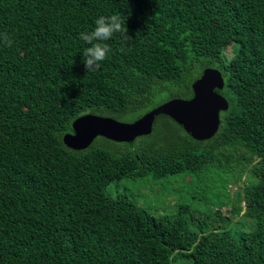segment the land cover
<instances>
[{"label":"trees","instance_id":"obj_1","mask_svg":"<svg viewBox=\"0 0 264 264\" xmlns=\"http://www.w3.org/2000/svg\"><path fill=\"white\" fill-rule=\"evenodd\" d=\"M113 14L125 31L87 72L79 34ZM0 33L13 41L0 42V264H171L175 254L264 264V0H0ZM198 64L221 71L217 91L229 102L211 138L160 115L176 127L161 147L118 154L94 146L98 137L82 150L65 143L85 114L138 119L164 91L192 96ZM152 136L142 137H161ZM216 162L234 170L228 204L195 229L188 206L156 216L109 191L126 177L206 174ZM224 208L254 229L238 236L241 220L230 224Z\"/></svg>","mask_w":264,"mask_h":264},{"label":"rangeland","instance_id":"obj_2","mask_svg":"<svg viewBox=\"0 0 264 264\" xmlns=\"http://www.w3.org/2000/svg\"><path fill=\"white\" fill-rule=\"evenodd\" d=\"M236 45L229 46L225 49V55L232 57ZM204 70V65L198 64L194 75L189 79L198 78ZM193 84V83H192ZM172 96L180 98H190L191 93L186 89L179 91L175 88L174 91H164L158 95L151 104H147L143 109L142 114L154 107L169 100ZM122 122H132L137 119L136 116H127L117 118ZM168 123L170 128L167 129L165 124ZM164 129L167 132L164 133ZM173 130H176L175 124L166 117H159L155 121L153 136L160 134V138L138 137L132 143H122L116 145L112 142L103 140L98 137L93 143L94 146L109 148L111 152L117 151L118 154L125 152L137 153L144 150H149L156 147H161L167 140L173 141ZM178 132L184 135L183 131ZM152 136V137H153ZM179 146V144L177 145ZM234 170H227L226 164L221 165L219 162L214 163L209 168L206 174H195L190 172H181L172 174L168 177H155L151 174L142 176L126 177L117 182H113L109 186L111 194L116 196L118 193H127L137 206L145 209L147 212L156 215H175L177 214L180 206H188L189 210L186 213V219L191 229H195L196 225L201 221H209L211 214L215 213L216 209L227 206L228 203H222L228 200L229 193L226 183L229 182L228 176ZM245 177V174H244ZM231 189H234L233 186ZM227 208L223 209L224 215L230 216V224L237 223L240 219L239 226L233 227L234 232L241 236L244 232L252 231V226L255 227L256 223L253 218L232 216L229 215ZM229 221H224L228 223ZM252 225V226H251ZM211 226V225H210ZM171 264H195L191 256L175 254L172 258Z\"/></svg>","mask_w":264,"mask_h":264},{"label":"water","instance_id":"obj_3","mask_svg":"<svg viewBox=\"0 0 264 264\" xmlns=\"http://www.w3.org/2000/svg\"><path fill=\"white\" fill-rule=\"evenodd\" d=\"M220 70L208 67L192 84L191 98L174 97L132 122H122L111 116L85 114L73 124V132L64 136L72 149H86L103 136L111 140L132 142L153 132L156 118L168 115L197 140L211 138L219 130L221 111L229 107L228 100L217 89H223Z\"/></svg>","mask_w":264,"mask_h":264},{"label":"clouds","instance_id":"obj_4","mask_svg":"<svg viewBox=\"0 0 264 264\" xmlns=\"http://www.w3.org/2000/svg\"><path fill=\"white\" fill-rule=\"evenodd\" d=\"M124 22L118 15L100 16L95 20V27L92 31L81 32L79 39L89 45L83 52V63L87 72L98 71L102 62L108 60L112 49L107 43L117 33H123ZM0 42L11 47L13 41L7 33H0Z\"/></svg>","mask_w":264,"mask_h":264},{"label":"flooded vegetation","instance_id":"obj_5","mask_svg":"<svg viewBox=\"0 0 264 264\" xmlns=\"http://www.w3.org/2000/svg\"><path fill=\"white\" fill-rule=\"evenodd\" d=\"M192 96H193V95H192ZM192 96H191V97H192Z\"/></svg>","mask_w":264,"mask_h":264}]
</instances>
